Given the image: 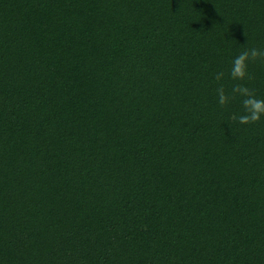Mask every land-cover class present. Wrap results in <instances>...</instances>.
I'll return each instance as SVG.
<instances>
[{"label":"trees","instance_id":"obj_1","mask_svg":"<svg viewBox=\"0 0 264 264\" xmlns=\"http://www.w3.org/2000/svg\"><path fill=\"white\" fill-rule=\"evenodd\" d=\"M245 47L264 0H0V264H264Z\"/></svg>","mask_w":264,"mask_h":264},{"label":"clouds","instance_id":"obj_2","mask_svg":"<svg viewBox=\"0 0 264 264\" xmlns=\"http://www.w3.org/2000/svg\"><path fill=\"white\" fill-rule=\"evenodd\" d=\"M256 61L264 62V48L245 47L231 61V67L227 73L235 82L231 89H226L223 84L216 88L217 100L221 107L227 106L234 100H240L242 114L239 116L234 114L231 119L238 121L241 125L254 124L264 118V98H258L255 90L244 83L254 79L253 74L249 72V65ZM225 76L226 73L220 71L215 74L214 78L220 82Z\"/></svg>","mask_w":264,"mask_h":264}]
</instances>
